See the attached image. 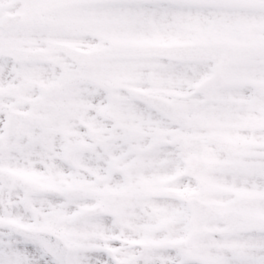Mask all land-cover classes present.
<instances>
[{"label":"snow or ice","instance_id":"6c2138e0","mask_svg":"<svg viewBox=\"0 0 264 264\" xmlns=\"http://www.w3.org/2000/svg\"><path fill=\"white\" fill-rule=\"evenodd\" d=\"M0 264H264V0H0Z\"/></svg>","mask_w":264,"mask_h":264}]
</instances>
